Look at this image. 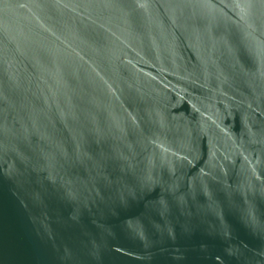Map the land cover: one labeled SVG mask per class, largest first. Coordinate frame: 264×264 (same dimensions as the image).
Here are the masks:
<instances>
[{
    "label": "water",
    "instance_id": "water-1",
    "mask_svg": "<svg viewBox=\"0 0 264 264\" xmlns=\"http://www.w3.org/2000/svg\"><path fill=\"white\" fill-rule=\"evenodd\" d=\"M0 264H264V0H0Z\"/></svg>",
    "mask_w": 264,
    "mask_h": 264
}]
</instances>
